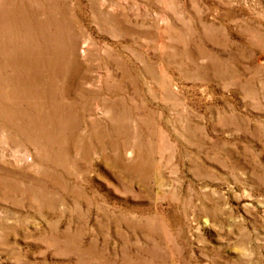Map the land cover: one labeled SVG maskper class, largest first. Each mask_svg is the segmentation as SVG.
<instances>
[{
	"label": "rangeland",
	"instance_id": "374dc122",
	"mask_svg": "<svg viewBox=\"0 0 264 264\" xmlns=\"http://www.w3.org/2000/svg\"><path fill=\"white\" fill-rule=\"evenodd\" d=\"M261 56L264 0H0V88L76 122L0 116V264H264Z\"/></svg>",
	"mask_w": 264,
	"mask_h": 264
},
{
	"label": "bare ground",
	"instance_id": "6f19581e",
	"mask_svg": "<svg viewBox=\"0 0 264 264\" xmlns=\"http://www.w3.org/2000/svg\"><path fill=\"white\" fill-rule=\"evenodd\" d=\"M81 51L83 52V50ZM259 61L264 62V57L261 56ZM8 64L11 67H16L14 61L8 62ZM35 70H26L24 76L16 75L15 82L13 80L3 82L0 93L5 100V104L2 107L0 106V116L10 126L18 129L22 138L36 149L40 148L44 151L46 158H49L51 157L49 151L52 145L59 144V140L54 135H60L66 130L72 129L76 122L72 117V108L69 101L61 105H55L51 93L44 91L43 85L52 87L54 80L48 78L49 76L44 79L37 78ZM44 99H48L47 102H44ZM21 101L26 102L31 110L33 109L36 112V115L30 116L28 110L19 108L18 105ZM95 117H100V113L96 111ZM54 157L59 160L58 156L55 155Z\"/></svg>",
	"mask_w": 264,
	"mask_h": 264
}]
</instances>
